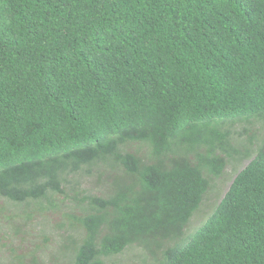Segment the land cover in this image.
<instances>
[{
    "label": "trees",
    "instance_id": "1",
    "mask_svg": "<svg viewBox=\"0 0 264 264\" xmlns=\"http://www.w3.org/2000/svg\"><path fill=\"white\" fill-rule=\"evenodd\" d=\"M254 117V155L185 236ZM57 194L80 207L65 264H264V0H0V196Z\"/></svg>",
    "mask_w": 264,
    "mask_h": 264
},
{
    "label": "rangeland",
    "instance_id": "2",
    "mask_svg": "<svg viewBox=\"0 0 264 264\" xmlns=\"http://www.w3.org/2000/svg\"><path fill=\"white\" fill-rule=\"evenodd\" d=\"M258 120L248 134H241L240 127H248L241 120L232 126V143L241 154L228 157L222 173L211 177L210 186L203 196L197 211L190 217L184 235L191 234L215 209L227 191L236 173L241 170L255 153L259 138ZM238 132V133H237ZM255 138L249 142L252 134ZM245 155V153H247ZM81 187L92 193H100L102 182L96 177L80 178ZM70 194V192H69ZM53 208L41 211L37 204L18 203L0 196V264H65L67 236L78 235V225L72 216L79 214L80 207L64 195H55ZM43 206L49 204L43 201ZM103 264H154L152 258L142 252L140 247L129 246L121 253L102 257Z\"/></svg>",
    "mask_w": 264,
    "mask_h": 264
}]
</instances>
